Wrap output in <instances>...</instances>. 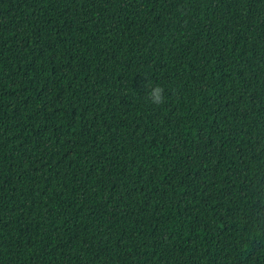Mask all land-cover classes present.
<instances>
[{
  "label": "trees",
  "instance_id": "trees-1",
  "mask_svg": "<svg viewBox=\"0 0 264 264\" xmlns=\"http://www.w3.org/2000/svg\"><path fill=\"white\" fill-rule=\"evenodd\" d=\"M0 264H264V0H0Z\"/></svg>",
  "mask_w": 264,
  "mask_h": 264
},
{
  "label": "clouds",
  "instance_id": "clouds-1",
  "mask_svg": "<svg viewBox=\"0 0 264 264\" xmlns=\"http://www.w3.org/2000/svg\"><path fill=\"white\" fill-rule=\"evenodd\" d=\"M147 85L151 87V91L148 92L150 102L154 105H162L165 103V88L159 84H153L147 81Z\"/></svg>",
  "mask_w": 264,
  "mask_h": 264
}]
</instances>
